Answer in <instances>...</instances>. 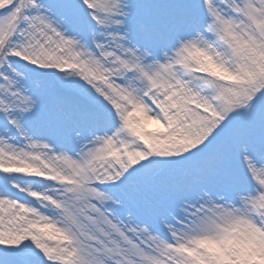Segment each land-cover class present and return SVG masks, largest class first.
<instances>
[{
	"label": "snow or ice",
	"instance_id": "1",
	"mask_svg": "<svg viewBox=\"0 0 264 264\" xmlns=\"http://www.w3.org/2000/svg\"><path fill=\"white\" fill-rule=\"evenodd\" d=\"M0 264H264V0H0Z\"/></svg>",
	"mask_w": 264,
	"mask_h": 264
}]
</instances>
